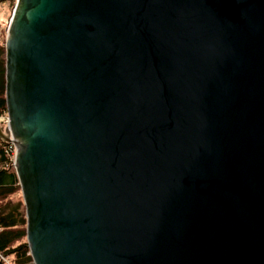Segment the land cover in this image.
<instances>
[{"label": "water", "instance_id": "obj_1", "mask_svg": "<svg viewBox=\"0 0 264 264\" xmlns=\"http://www.w3.org/2000/svg\"><path fill=\"white\" fill-rule=\"evenodd\" d=\"M5 46L34 264H264V0H17Z\"/></svg>", "mask_w": 264, "mask_h": 264}, {"label": "trees", "instance_id": "obj_2", "mask_svg": "<svg viewBox=\"0 0 264 264\" xmlns=\"http://www.w3.org/2000/svg\"><path fill=\"white\" fill-rule=\"evenodd\" d=\"M16 1L0 0V4L14 6ZM5 116L6 46L0 39V123ZM9 147L10 144L0 138V254L11 264H34L27 241L26 205L15 167L7 153ZM2 257L0 264H7Z\"/></svg>", "mask_w": 264, "mask_h": 264}, {"label": "rangeland", "instance_id": "obj_3", "mask_svg": "<svg viewBox=\"0 0 264 264\" xmlns=\"http://www.w3.org/2000/svg\"><path fill=\"white\" fill-rule=\"evenodd\" d=\"M14 6H10L6 3L0 4V22H1L0 39L4 41L5 43H6V37H7L8 22L11 18ZM2 126L3 128H7L6 126L4 127V125Z\"/></svg>", "mask_w": 264, "mask_h": 264}, {"label": "built area", "instance_id": "obj_4", "mask_svg": "<svg viewBox=\"0 0 264 264\" xmlns=\"http://www.w3.org/2000/svg\"><path fill=\"white\" fill-rule=\"evenodd\" d=\"M1 122L2 124L4 125V127L6 126H9V119H8V115L5 116V117H1ZM10 144V147L9 149L7 150V153H8V156H9V159L12 161V165L14 166V163H15V157H16V146L13 144V143H9ZM1 230V229H0ZM0 257H2V255L0 254ZM7 264H11V262L5 258V257H2Z\"/></svg>", "mask_w": 264, "mask_h": 264}]
</instances>
